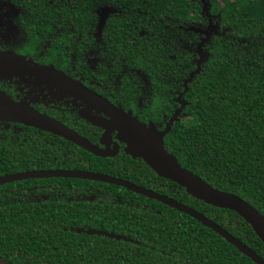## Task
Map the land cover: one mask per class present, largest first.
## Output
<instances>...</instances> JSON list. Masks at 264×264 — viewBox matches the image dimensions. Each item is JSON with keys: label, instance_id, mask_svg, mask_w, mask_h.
Returning a JSON list of instances; mask_svg holds the SVG:
<instances>
[{"label": "trees", "instance_id": "trees-1", "mask_svg": "<svg viewBox=\"0 0 264 264\" xmlns=\"http://www.w3.org/2000/svg\"><path fill=\"white\" fill-rule=\"evenodd\" d=\"M10 1L26 14L34 42L48 36L46 66L66 71L65 46L75 33L83 37L77 42L81 48L87 38L88 46L104 57L91 71L95 82L102 78L108 85L122 74L123 92L103 93L113 103L123 94L133 102L140 93L139 75L146 77L150 101L134 116L160 130L178 108L175 98L195 70L197 44L212 24L203 46L205 60L188 84L186 107L164 146L183 168L264 216V0ZM104 6L114 11L95 39ZM76 65L84 66L78 59ZM55 169L100 172L171 197L264 259V244L241 216L195 199L142 159L123 151L98 157L49 132L2 125L0 177ZM33 191L48 197L32 200ZM93 196L98 201L90 200ZM0 256L13 264H255L210 228L168 205L109 183L60 177L0 185Z\"/></svg>", "mask_w": 264, "mask_h": 264}, {"label": "water", "instance_id": "water-1", "mask_svg": "<svg viewBox=\"0 0 264 264\" xmlns=\"http://www.w3.org/2000/svg\"><path fill=\"white\" fill-rule=\"evenodd\" d=\"M113 11L114 10L109 6H104L99 9V29L103 27L108 14ZM213 31L214 27L212 25L209 26V29L204 31L205 37L199 42L197 47L199 57L196 62V68L191 71L188 78L184 80V90L176 98L180 106L173 112L162 130L158 129L155 125H146L142 123L130 113L113 105L109 100L98 95L94 91L87 89L80 82L72 79L62 71L52 67L32 65L22 57L5 52H0V75L6 77L41 76L46 84L56 85L61 92L81 100L87 107L95 108L97 111L105 114L108 119L95 115H82L87 121L104 130L100 138V143L104 146L100 147L81 136L72 128L64 125L62 122L40 113L27 102H16L3 91H0V121L20 123L44 132H49L72 142L95 156L103 158L114 157L119 151L118 144L115 143L110 145L109 143V141H111V132L116 131L117 138L125 145L124 153L126 155L132 158L142 159L159 177L168 179L183 187L186 192L195 199L201 200L214 207L229 209L236 212L252 227L253 231L264 244V216L262 214L240 197L210 186L199 176L183 168L179 164L177 158L169 153L164 146V137L169 133L173 123L177 121L179 115L186 107V101L182 100V96L187 92L188 84L201 70V65L206 57L203 46L208 43ZM52 177L86 179L109 183L159 201L210 228L229 244L233 245L238 251L250 258L255 264H264V259L255 251L194 208L178 202L171 197L119 177L100 172L73 169L33 170L1 176L0 185L27 179ZM79 232H83V230H79ZM85 232L87 234L102 235L117 240L121 239L118 235L103 231L86 230ZM0 264L13 263L0 256Z\"/></svg>", "mask_w": 264, "mask_h": 264}, {"label": "flooded vegetation", "instance_id": "flooded-vegetation-1", "mask_svg": "<svg viewBox=\"0 0 264 264\" xmlns=\"http://www.w3.org/2000/svg\"><path fill=\"white\" fill-rule=\"evenodd\" d=\"M3 2H8L9 4L13 5L18 11L16 15L12 17L13 21H10V16L0 8V52H5L22 57L32 65L52 67L45 65L49 64L45 63V54L49 52L48 49L50 46V40L48 39V36L44 35L39 41L34 42L35 38L30 32V28H28V19L26 14L20 8L12 4L10 0H0V4ZM111 13L112 12L108 14V17ZM102 29L103 27L100 29L98 27L99 32L95 35L93 34V37L95 39H100ZM82 38L83 37L80 34L75 33L68 36V39H70L71 41L69 43V46H65L68 53V67L66 68V71L65 68L64 70L57 69L55 67L52 68L62 71L72 79L80 82L87 89L94 91L98 95L109 100L113 105L123 109L127 113H130L132 116L136 115V112L145 110L151 97L148 86L149 80L142 75V80L139 84L140 93L137 95L136 99L133 100V102L129 101L127 94H123L119 95L121 99L118 97L119 100H117V103H113L110 99L106 98L103 93L113 95V93L118 89L123 92V87L120 85L122 74H118L114 81L112 83L110 82L108 85L107 82L102 78L100 79V83L95 82L96 76L92 75L91 71L95 70L98 64L104 63V57L100 54L99 49L91 48V46H88L90 45V42L87 38H85V46L81 48V46H79L80 44H78L77 42L79 41L81 43L83 40ZM77 59L80 60V64H84L81 70L77 68ZM138 78L139 77L137 76L136 80H138ZM105 88H108L109 91H104L103 89ZM0 91H3L7 96H9L16 102H27L40 113H43L54 119L57 118L56 120L62 122L64 125L70 128H73V130L78 132L81 136H83L93 144L100 147L104 146L100 143V138L104 130L101 127L95 126L91 122L87 121L82 115H95L106 119H108V117L105 114L97 111L95 108L87 107L86 104L81 100L69 94L61 92L56 85L46 84L43 77L38 75L26 77H6L4 75H0ZM179 106L180 105L178 104V108ZM56 113L60 115L61 119L55 117L57 116ZM181 114L179 115V117L181 116ZM6 124L20 123L0 121V128L2 127V125ZM158 125L160 127V124ZM93 126L95 128H93ZM75 128H78L79 130ZM86 136L95 138V141H93L94 139H88V137ZM109 143L110 145H113L115 143L118 144V153L120 151L124 152L125 145L117 138L116 131L111 132V141H109ZM47 197V195L42 194L41 192H39V194H36L34 191L30 196L32 200L36 201L40 199L46 200ZM98 199V197L93 196L90 200L98 201Z\"/></svg>", "mask_w": 264, "mask_h": 264}, {"label": "rangeland", "instance_id": "rangeland-1", "mask_svg": "<svg viewBox=\"0 0 264 264\" xmlns=\"http://www.w3.org/2000/svg\"><path fill=\"white\" fill-rule=\"evenodd\" d=\"M0 6L1 10L5 11L6 14L10 16V21H13L12 17L16 15L18 10L8 2H3ZM139 76L142 77V75Z\"/></svg>", "mask_w": 264, "mask_h": 264}]
</instances>
